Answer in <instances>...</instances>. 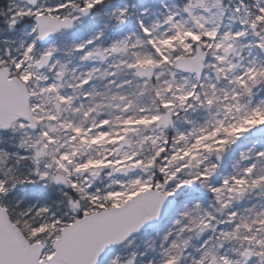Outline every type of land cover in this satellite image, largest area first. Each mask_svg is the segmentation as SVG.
I'll use <instances>...</instances> for the list:
<instances>
[{"label":"snow or ice","instance_id":"snow-or-ice-1","mask_svg":"<svg viewBox=\"0 0 264 264\" xmlns=\"http://www.w3.org/2000/svg\"><path fill=\"white\" fill-rule=\"evenodd\" d=\"M0 264H264V0H0Z\"/></svg>","mask_w":264,"mask_h":264}]
</instances>
